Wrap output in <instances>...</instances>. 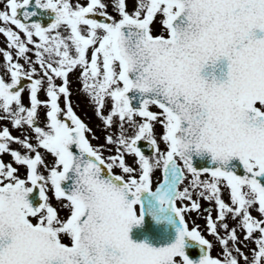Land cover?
<instances>
[{
  "label": "snow or ice",
  "instance_id": "6c2138e0",
  "mask_svg": "<svg viewBox=\"0 0 264 264\" xmlns=\"http://www.w3.org/2000/svg\"><path fill=\"white\" fill-rule=\"evenodd\" d=\"M257 30L264 0H0V264H264Z\"/></svg>",
  "mask_w": 264,
  "mask_h": 264
},
{
  "label": "rangeland",
  "instance_id": "374dc122",
  "mask_svg": "<svg viewBox=\"0 0 264 264\" xmlns=\"http://www.w3.org/2000/svg\"><path fill=\"white\" fill-rule=\"evenodd\" d=\"M3 39L4 38L2 36H0V42H2ZM77 99H78L77 103L76 102L75 103L78 104L79 107H80V110H79L78 114L79 115L81 114L82 116H85L86 118H90V120L87 121V122L90 124V126H92L94 128V130L97 131V134L99 135L100 134L99 129L96 128V125L98 124V121L95 118V116L92 114L91 108L85 103L84 98L82 96H81L80 101H79V98H77ZM75 103H74V107H76ZM213 214L215 215V212ZM190 218L191 219H195V222L200 225L201 230L202 231L204 230L205 224L200 222V221H197V219H199V220L202 219V216L200 218H197L196 214H192ZM204 234L206 235V238H208L209 240L213 239L210 234H207L206 232H204ZM215 251H216V249L214 248L213 249V254H215Z\"/></svg>",
  "mask_w": 264,
  "mask_h": 264
},
{
  "label": "water",
  "instance_id": "95a60500",
  "mask_svg": "<svg viewBox=\"0 0 264 264\" xmlns=\"http://www.w3.org/2000/svg\"><path fill=\"white\" fill-rule=\"evenodd\" d=\"M260 36H264V33H261L259 30H257V37L259 38ZM226 61H224V64L226 65ZM225 71H226V68H225ZM140 237V233L136 230V229H133V232H132V238L134 240H137L138 238Z\"/></svg>",
  "mask_w": 264,
  "mask_h": 264
},
{
  "label": "flooded vegetation",
  "instance_id": "af4514ba",
  "mask_svg": "<svg viewBox=\"0 0 264 264\" xmlns=\"http://www.w3.org/2000/svg\"><path fill=\"white\" fill-rule=\"evenodd\" d=\"M111 11H112V9H111V7H109V12H111ZM74 98H75V96L73 97V100H74ZM14 134H16L15 131H14ZM94 143H96V142L94 141ZM188 221H189V225L192 226V222H191L190 218H188Z\"/></svg>",
  "mask_w": 264,
  "mask_h": 264
}]
</instances>
